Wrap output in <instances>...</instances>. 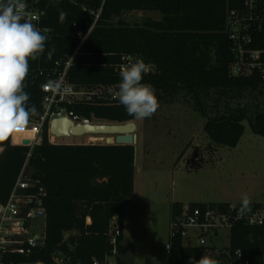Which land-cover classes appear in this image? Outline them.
Here are the masks:
<instances>
[{
    "label": "trees",
    "instance_id": "obj_1",
    "mask_svg": "<svg viewBox=\"0 0 264 264\" xmlns=\"http://www.w3.org/2000/svg\"><path fill=\"white\" fill-rule=\"evenodd\" d=\"M25 1L43 12L37 27L48 36L44 53L39 59L29 61L25 81V91L30 94L28 103L35 106L38 114L43 107V85L53 73L56 61L66 60L79 46L78 32L92 29L69 70L70 82L89 87L117 85L120 76L115 69L122 56L142 58L150 67L142 83H150L158 99L165 95L190 96L206 118L204 133L215 144L236 146L245 133V121H249L255 134L264 137V112L251 111L240 102L246 94L263 95L264 84L256 73L252 76L232 73L235 57L226 33L228 11L242 7L245 0ZM60 11L67 13L62 23ZM128 11L159 12L161 19L131 25L121 18ZM208 97L215 101L213 115L207 111ZM63 105L84 119L113 123L134 120L118 100L108 103L95 98ZM33 135L34 131L27 130L14 141L20 143ZM0 147L3 148L0 206H6L21 176L38 181V186L46 192L42 197L45 245L37 258L51 264L50 255L56 249H72L76 262L92 264L94 257L102 258L111 252L110 222L117 217L123 232L125 203L134 193L135 146L52 144L46 126L39 145H13L10 139L0 143ZM23 192L37 193L38 188ZM189 205L226 212L231 204ZM183 206L172 204L171 221ZM262 207L264 202H252L248 215ZM66 233L70 236L63 243ZM122 241L123 235L119 238L120 253ZM170 241L168 264H189L190 258L199 260L203 255L225 264L238 250L251 264H264V223L251 225L245 220L238 221L231 227L230 245L223 249L187 245L181 234Z\"/></svg>",
    "mask_w": 264,
    "mask_h": 264
},
{
    "label": "rangeland",
    "instance_id": "obj_2",
    "mask_svg": "<svg viewBox=\"0 0 264 264\" xmlns=\"http://www.w3.org/2000/svg\"><path fill=\"white\" fill-rule=\"evenodd\" d=\"M121 18L134 25L148 19L160 20L161 14L128 11ZM158 101L160 107L151 118L133 120L139 135L135 145L136 194L125 203L122 264H168L166 245L171 238L173 203L240 205L245 193L251 202H264V137L252 131L249 121L244 122L245 133L236 146L218 145L204 133L206 118L190 96L165 95ZM240 102L251 111L264 112V94H246ZM206 104L213 115L215 101L208 97ZM91 122L104 123L95 119ZM107 137H61L56 143L88 144L94 139L97 144H107ZM218 233V238H207L208 244L217 249L228 247L231 228L223 227ZM187 235V245H198L196 232L190 230Z\"/></svg>",
    "mask_w": 264,
    "mask_h": 264
},
{
    "label": "built area",
    "instance_id": "obj_3",
    "mask_svg": "<svg viewBox=\"0 0 264 264\" xmlns=\"http://www.w3.org/2000/svg\"><path fill=\"white\" fill-rule=\"evenodd\" d=\"M24 4V19L30 20L38 26L43 12L39 11L31 3L21 0ZM98 18V15H97ZM23 22V21H22ZM78 32L79 46L65 60L56 61L53 73L49 75L43 85V107L38 117L29 122L28 130L34 131L30 146L39 145L44 138L45 127L48 126V140L52 144L58 139L50 133V123L53 119L68 117L76 124H93L91 120L80 118L68 111L63 105L81 101L99 99L111 103L115 101L114 92L116 85L89 87L77 85L69 80V70L79 55L90 32ZM226 33L232 43V51L235 60L232 65V73L241 76L258 74L264 84V0H245L242 7L230 9L227 13ZM135 60L131 55H123L121 62L116 66V72L120 73L121 67ZM150 72V67L149 71ZM55 138V139H54ZM15 143L13 145H23ZM88 145H98L95 140ZM30 156V154H29ZM38 181H32L26 177H20L17 181L6 206H0V264H48L44 259L37 258L45 245V212L42 206V197L46 195L43 187L38 186ZM38 188L37 193L25 194L23 190ZM237 205H230L226 212L209 206L184 205L179 215L171 221V238L182 235L192 230L198 234V245L207 246V238H218V230L223 227H232L240 220L254 225L264 223V207L244 218L237 215ZM44 213V215H41ZM123 235L122 226L117 217H114L109 226L108 239L112 250L102 258L94 257L92 264H121L119 252V238ZM70 234L66 233L63 243ZM172 249V242L166 245L167 253ZM72 249H56L50 255L51 264H80L76 262ZM21 257H25L22 259ZM225 264H251L250 260L241 250H238Z\"/></svg>",
    "mask_w": 264,
    "mask_h": 264
},
{
    "label": "clouds",
    "instance_id": "obj_4",
    "mask_svg": "<svg viewBox=\"0 0 264 264\" xmlns=\"http://www.w3.org/2000/svg\"><path fill=\"white\" fill-rule=\"evenodd\" d=\"M21 0H0V143L15 139L28 130L32 116L37 115L34 105H29L30 94L25 91L29 74V61L39 59L45 51L48 36L30 20L24 19ZM67 13L59 12V22ZM23 21V22H22ZM149 71L142 58L122 66L114 98L126 112L137 120L151 118L160 107L155 88L142 83ZM251 199L243 194L237 211L239 218L251 212ZM189 264H220L210 256L199 260L190 258Z\"/></svg>",
    "mask_w": 264,
    "mask_h": 264
},
{
    "label": "water",
    "instance_id": "obj_5",
    "mask_svg": "<svg viewBox=\"0 0 264 264\" xmlns=\"http://www.w3.org/2000/svg\"><path fill=\"white\" fill-rule=\"evenodd\" d=\"M137 124L135 121L126 123L104 122L97 124H76L68 117L53 119L50 123V133L57 138L80 137L83 135H108L105 139L108 145L137 144ZM104 139V138H103ZM30 140H24V146H30ZM44 215V213H41Z\"/></svg>",
    "mask_w": 264,
    "mask_h": 264
},
{
    "label": "crops",
    "instance_id": "obj_6",
    "mask_svg": "<svg viewBox=\"0 0 264 264\" xmlns=\"http://www.w3.org/2000/svg\"><path fill=\"white\" fill-rule=\"evenodd\" d=\"M137 129H138V126H137ZM138 137H139V135L137 134V141H138ZM73 144H75V143H73ZM3 151V148L2 147H0V153ZM137 159H138V152L136 153V158H135V167L137 168ZM137 170V169H136ZM136 178V177H135ZM135 194H136V179H135V181H134V193H133V197L135 196ZM128 201H130V199L129 200H127L126 201V203L128 202ZM220 203H229V202H220ZM181 204H183V203H181ZM229 204H232V203H229ZM184 205V204H183ZM124 218H125V216H124ZM125 235H126V231H125V227H124V223H123V241H122V243H121V249L123 250L124 249V241L126 242V239L124 238L125 237ZM126 238H128V237H126Z\"/></svg>",
    "mask_w": 264,
    "mask_h": 264
},
{
    "label": "bare ground",
    "instance_id": "obj_7",
    "mask_svg": "<svg viewBox=\"0 0 264 264\" xmlns=\"http://www.w3.org/2000/svg\"><path fill=\"white\" fill-rule=\"evenodd\" d=\"M55 139V138H54Z\"/></svg>",
    "mask_w": 264,
    "mask_h": 264
}]
</instances>
